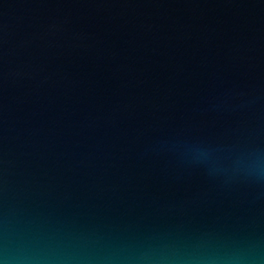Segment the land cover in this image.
Segmentation results:
<instances>
[{"label":"water","instance_id":"water-1","mask_svg":"<svg viewBox=\"0 0 264 264\" xmlns=\"http://www.w3.org/2000/svg\"><path fill=\"white\" fill-rule=\"evenodd\" d=\"M0 264H264V0H0Z\"/></svg>","mask_w":264,"mask_h":264}]
</instances>
